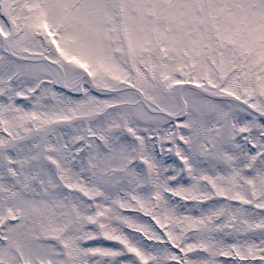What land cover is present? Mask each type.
<instances>
[{"label": "snow or ice", "instance_id": "1", "mask_svg": "<svg viewBox=\"0 0 264 264\" xmlns=\"http://www.w3.org/2000/svg\"><path fill=\"white\" fill-rule=\"evenodd\" d=\"M0 264H264V0H0Z\"/></svg>", "mask_w": 264, "mask_h": 264}]
</instances>
